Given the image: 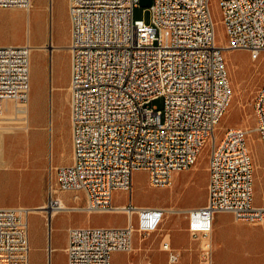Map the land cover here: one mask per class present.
<instances>
[{
    "label": "built area",
    "instance_id": "1",
    "mask_svg": "<svg viewBox=\"0 0 264 264\" xmlns=\"http://www.w3.org/2000/svg\"><path fill=\"white\" fill-rule=\"evenodd\" d=\"M30 1L0 0V6L29 8ZM217 2L224 44L216 41L211 0H153L148 21L133 15L139 0H67L71 162L54 166L50 155L56 187L50 184L44 207L0 205V256H26L29 264L33 209H41L47 223L54 211H123L125 226L68 229V264H112L114 251L132 250L134 232H155L165 213L133 201V172L145 170L151 186L167 187L175 173L197 162L207 142L206 201L181 210L190 235L200 239L202 260L212 256L215 214L264 222V205L254 202L248 131L228 126L216 139L222 117H215V108L223 114L233 94L225 50H246L253 59L264 50V0ZM32 48L27 42L0 44V116L6 101H28ZM160 97L161 109L152 104ZM254 117L264 150V82ZM65 191L76 200L83 193L85 202L65 206L57 194ZM115 191L126 192L127 199L115 203ZM177 259L170 253L169 260ZM143 261L152 264L148 257Z\"/></svg>",
    "mask_w": 264,
    "mask_h": 264
},
{
    "label": "rangeland",
    "instance_id": "2",
    "mask_svg": "<svg viewBox=\"0 0 264 264\" xmlns=\"http://www.w3.org/2000/svg\"><path fill=\"white\" fill-rule=\"evenodd\" d=\"M152 2L139 0V6L134 8V17L148 21ZM65 4L66 0H31L29 8L0 6V43L27 42L33 47L30 54L29 116L25 110H21L26 108V104H18L21 109L15 114L16 118L6 123L7 126H21L28 117L30 128L25 130L16 127L0 132V145L6 150V154L0 155V160H9V166L6 163L0 165V204L29 208L46 204L50 184L56 187L55 174L50 172L49 167L50 155L54 166L71 161L68 91L70 52L67 48L69 23ZM211 7L216 20V41L224 44L227 35L217 0H211ZM224 56L233 96L218 124L216 139L222 136L228 126L247 129L249 150L254 161V202L264 205V150L254 131V99L264 82V50L256 59L242 49H226ZM152 104L161 109L163 99H154ZM210 147L211 143L207 142L197 162L190 169L181 171L167 187L151 186L145 170L133 172L132 197L136 204L173 206L178 211L165 212L155 232H134L132 250L120 251L115 257V264H143L146 257L152 264H200V239L190 235L187 218L181 210L186 209L182 207L184 205L199 206L206 201ZM25 177L28 178L24 180ZM57 194L70 205L85 202L83 193H80L77 200L72 192ZM126 199V192H114L115 203H122ZM41 214L42 219L36 213L29 214L31 264H37L42 257L37 246L44 241L47 220L43 211ZM49 220L48 216V224ZM80 220L85 226H108L124 221L125 216L116 212H93L87 217L86 212L62 210L51 221L50 246L56 244L65 226L77 224ZM227 220L224 215L223 222ZM231 228L233 230H213L212 264H264V230H248L247 226ZM167 234H170L169 241L174 249L172 253L178 255L175 261L169 260L170 251L161 249L163 241L168 239ZM51 264H59L56 252H52Z\"/></svg>",
    "mask_w": 264,
    "mask_h": 264
},
{
    "label": "crops",
    "instance_id": "3",
    "mask_svg": "<svg viewBox=\"0 0 264 264\" xmlns=\"http://www.w3.org/2000/svg\"><path fill=\"white\" fill-rule=\"evenodd\" d=\"M65 5H66L65 6V10H66L67 15H68L67 0H66V4ZM68 23H69V18H68ZM0 44H4V43H0ZM53 50L51 51V55H52ZM25 104H26V108H24V109L19 108V109L25 110L26 111V115H27V113H29L28 101ZM17 106H16V104L14 102H12L10 100L5 102L3 116H0V132H3L4 130H12V128H16L17 127V126L13 127L12 125H10V126L6 125V123H8L11 119H14L15 114L19 112ZM27 116H29V115H27ZM26 119H27V121H26L27 124H30L28 117H26ZM3 153L6 154V150L0 145V155L2 156ZM8 161L9 160L4 158V162H3V160H0V165H1V163L2 164L6 163V166H9ZM70 162L67 161L66 163L68 164ZM179 175H180V172L175 173L173 175V179L175 177L179 176ZM27 178L28 177H25L24 180H26ZM61 199H62L63 203H65V205H67V206L70 205V204H67L63 200V198H61ZM0 205H6V204H0ZM42 205H44V204H42ZM138 205H141V204H138ZM196 206H197V204H187V205H184L182 207L191 208V207H196ZM59 212H56L55 214H53L51 216L50 220H49V224L46 223L47 225L45 224L46 226H44V229H45L44 230V241H43L42 244L37 246L38 249H39L40 254L42 255V257L39 259L37 264H51L52 252H56L57 253V258H58L59 264H68V257H67V252H66V247L68 245V229L70 227H72V226H85V225H83V221L82 220H80L77 224H68L67 226H65V228H64L65 230H61L62 235L57 240L56 244L51 247L50 246V241H51V221H52L53 218H55L58 215ZM32 213L38 214L41 219L43 217V214H41V212H32ZM116 213H118L120 215H124L125 216V220L122 221V222H118L116 224H113V225H108V226H125L128 223V221H129L127 214L125 212H123V211H119V212H116ZM91 214L92 213H86L87 217L91 216ZM224 215H226V217L228 218V220L226 222H223V216ZM231 226L232 227L233 226H247L249 228L248 230H264V222L256 223V224H250V223H245V222H240V221L234 222L232 217H231V215H230V213L220 212V213L215 214L213 230H233L231 228ZM29 242H30V236H29ZM31 248L32 247H31V244H30L29 264H31V262H30ZM119 253H120V251H114L112 253V264H115V257ZM212 262H213V258H212Z\"/></svg>",
    "mask_w": 264,
    "mask_h": 264
},
{
    "label": "bare ground",
    "instance_id": "4",
    "mask_svg": "<svg viewBox=\"0 0 264 264\" xmlns=\"http://www.w3.org/2000/svg\"><path fill=\"white\" fill-rule=\"evenodd\" d=\"M30 6H31V1H30ZM236 94V93H235ZM232 96H233V94H232ZM29 100H28V104H29V102H30V92H29V98H28ZM20 108V107H19ZM36 109H38V105L36 106ZM226 111H223V114H222V108H215V117H223V115H224V113H225ZM14 118H16V116H14ZM27 119L25 120V123H24V125H21V126H17V127H20V128H23V129H28L29 127H30V124H27ZM17 122V121H16ZM6 128V127H5ZM7 129V128H6ZM62 203H63V201H62ZM64 205H65V203H63ZM45 206V204L44 205H41L40 207H37V208H42V207H44ZM65 206H67V205H65ZM68 207V206H67ZM161 211H165V212H175V211H178V209H176L175 207H160L159 208ZM33 212H42V210L41 209H35ZM56 213V211H54V212H52V214H51V216L53 215V214H55ZM235 231H246V230H235ZM165 237V236H164ZM168 238V239H167ZM166 239L167 240H165V241H169V240H171L170 239V234H167L166 235ZM141 240H144V239H141ZM163 241V240H162ZM170 242V241H169ZM162 244V243H161ZM164 246V243L162 244V247H161V249H164V250H167V251H170L171 253H172V251L174 250L173 249V247H172V245L170 244L169 245V247L168 248H164L163 247ZM22 255H9V256H0V262L2 263V264H26V256H22V257H24V258H22L21 257ZM172 261V260H171ZM169 264H171V263H169ZM201 264H212V259H208V260H202L201 261Z\"/></svg>",
    "mask_w": 264,
    "mask_h": 264
}]
</instances>
